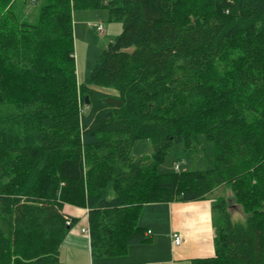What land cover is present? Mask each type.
Returning a JSON list of instances; mask_svg holds the SVG:
<instances>
[{
    "label": "trees",
    "instance_id": "1",
    "mask_svg": "<svg viewBox=\"0 0 264 264\" xmlns=\"http://www.w3.org/2000/svg\"><path fill=\"white\" fill-rule=\"evenodd\" d=\"M188 3L0 0V264H60L65 205L87 209L91 254L114 257L148 240L142 205L222 185L244 219L214 198V256L192 264H264V0ZM100 7L122 31L79 84L73 10ZM138 139L151 156L131 154ZM175 144L200 163L159 172Z\"/></svg>",
    "mask_w": 264,
    "mask_h": 264
},
{
    "label": "crops",
    "instance_id": "2",
    "mask_svg": "<svg viewBox=\"0 0 264 264\" xmlns=\"http://www.w3.org/2000/svg\"><path fill=\"white\" fill-rule=\"evenodd\" d=\"M217 189V188H216ZM215 190V189H214ZM192 201L156 202L142 205L138 225L147 241L131 245L120 256L91 254L89 236L81 232L87 225V209L65 205L64 211L77 219L79 226L70 230L59 248L60 264H192L214 256L216 217L214 198ZM178 233L181 243L173 245L171 234Z\"/></svg>",
    "mask_w": 264,
    "mask_h": 264
},
{
    "label": "rangeland",
    "instance_id": "3",
    "mask_svg": "<svg viewBox=\"0 0 264 264\" xmlns=\"http://www.w3.org/2000/svg\"><path fill=\"white\" fill-rule=\"evenodd\" d=\"M14 1V0H13ZM207 0H189L188 6L193 5L194 10L197 7L203 8ZM39 4H27L24 8L26 19L35 21L38 15ZM196 5V7H195ZM196 12V11H195ZM73 22V38H74V59H75V74L77 82L83 83L91 72L96 60L99 58L101 52L107 47L116 36L122 31V21L111 19L106 7L95 9H80L76 8L72 14ZM102 23L103 33L97 30V24ZM110 96H118V91L115 88L96 87ZM202 139V138H201ZM205 152L213 153V147L209 142L202 139ZM154 152V146L148 139H138L134 142L131 148L133 156H151ZM198 157L200 155L193 154L184 150L180 144L173 145L172 149L167 154V157L161 162L158 167L159 172L174 171V165L180 163L179 171L189 170L199 164ZM183 161V162H182ZM201 166V165H200ZM112 194V193H111ZM208 198H224L227 200L229 212L232 220H243V208L235 201L231 189L227 185H222L209 193ZM214 216L217 213L213 211ZM81 219H77L73 227L79 226ZM214 224L216 220H213ZM216 225V224H215Z\"/></svg>",
    "mask_w": 264,
    "mask_h": 264
},
{
    "label": "built area",
    "instance_id": "4",
    "mask_svg": "<svg viewBox=\"0 0 264 264\" xmlns=\"http://www.w3.org/2000/svg\"><path fill=\"white\" fill-rule=\"evenodd\" d=\"M97 30L100 32V33H103L104 29H103V25L102 23H98L97 24ZM183 162V161H182ZM180 168V163H177L174 165V169L176 171H178ZM67 223H69V221H67ZM81 232L86 234L87 236H89V229H88V226L84 227L81 229ZM171 238H172V243L173 245L177 246L181 243V237H180V234L178 233H172L171 234Z\"/></svg>",
    "mask_w": 264,
    "mask_h": 264
},
{
    "label": "water",
    "instance_id": "5",
    "mask_svg": "<svg viewBox=\"0 0 264 264\" xmlns=\"http://www.w3.org/2000/svg\"><path fill=\"white\" fill-rule=\"evenodd\" d=\"M86 103L88 104V98L86 97ZM104 101L107 103V104H110V105H116V106H119L121 105L122 101L116 97H113V96H108L106 98H104Z\"/></svg>",
    "mask_w": 264,
    "mask_h": 264
}]
</instances>
